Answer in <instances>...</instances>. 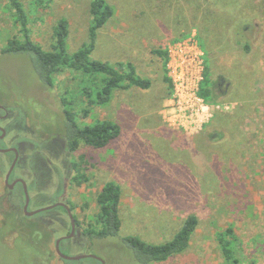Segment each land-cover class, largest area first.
Segmentation results:
<instances>
[{"label": "rangeland", "instance_id": "374dc122", "mask_svg": "<svg viewBox=\"0 0 264 264\" xmlns=\"http://www.w3.org/2000/svg\"><path fill=\"white\" fill-rule=\"evenodd\" d=\"M20 1L30 19L31 38L44 50L54 48L52 30L63 18L69 24L70 53L88 41L92 0H44L42 6ZM106 2L113 15L98 30L92 59L115 67L131 62L152 85L148 90L119 89L109 104L90 106L81 94L79 74L56 73L54 86L47 87L27 56L1 53L20 34L10 0H0V104L9 110L1 123L8 135L0 149L16 147L22 157L31 156L17 169L36 186L31 211L61 202L75 208L81 227L61 243L66 256L139 264L120 238L90 242L82 234L97 227V195L113 181L122 190L121 237L161 245L173 239L189 216L198 219L187 251L152 264H228L217 241V233L228 227L235 233L237 264H264V0ZM184 43L203 53L198 75L201 71L203 81L208 72L218 80L220 97L193 118L183 112L184 120L180 117L174 125L176 88L165 82V75L171 78V47ZM154 49L167 53L166 67ZM61 98L73 102L80 124L111 120L121 126L120 136L103 149L81 145L69 153L61 136ZM195 121L205 124L199 127ZM20 136L26 144L19 143ZM11 161L12 155L0 153V264H100L57 254L56 242L71 231L70 218L61 207L34 217L23 213L22 195L10 194L3 185ZM74 164L81 165L87 178L81 185L74 183ZM8 202L20 208L11 209Z\"/></svg>", "mask_w": 264, "mask_h": 264}, {"label": "trees", "instance_id": "16d2710c", "mask_svg": "<svg viewBox=\"0 0 264 264\" xmlns=\"http://www.w3.org/2000/svg\"><path fill=\"white\" fill-rule=\"evenodd\" d=\"M34 5L42 6L44 0H33ZM14 10L16 22L19 24V37L11 38L3 47V55H25L42 84L54 86V75L63 71H70L82 77L81 94L88 99L91 105H107L111 102L114 93L122 88H137L148 90L151 81L139 76L133 63H120L118 67L108 62L92 59L96 47L98 30L110 20L113 9L106 0H92L90 5L91 24L88 41L76 52L70 53L68 48L69 24L66 19H60L53 27L52 36L55 43L52 51L44 50L31 38L30 19L20 0H10ZM167 65L168 55L161 49L152 50ZM165 82L171 87L170 78L165 75ZM218 80L209 77L208 72L200 87V96L210 105L219 100ZM172 89V87H171ZM64 115V129L62 140L65 150L69 153L77 152L81 145H88L95 149H103L110 145L121 134V126L114 121H96L93 124H80L72 107L73 102L66 98L60 99ZM89 110H83L87 116ZM76 175L73 178L76 185H81L87 178L81 173V165L74 164ZM74 169V170H75ZM122 198L121 186L116 182H107L97 195L99 208L97 227L83 229L82 234L93 242L108 238H120L121 242L133 254L139 264L163 263L172 257L188 250L192 237L198 227L196 216H189L181 229L170 241L161 245H151L135 236L121 237L122 221L120 205ZM75 219V215H73ZM81 225V224H80ZM81 227V226H80ZM234 229L228 227L217 233V241L223 259L228 264H237L234 248ZM232 239V240H231Z\"/></svg>", "mask_w": 264, "mask_h": 264}, {"label": "built area", "instance_id": "2783aa9c", "mask_svg": "<svg viewBox=\"0 0 264 264\" xmlns=\"http://www.w3.org/2000/svg\"><path fill=\"white\" fill-rule=\"evenodd\" d=\"M188 44V45H187ZM184 45H173L170 50V71L173 90L176 88L173 100L174 112L171 113L170 121L177 125L184 112L185 117L193 118L199 112H205V108H209L207 102L200 96V87L202 83L201 71L199 73V65L202 67L203 53L196 45L189 43ZM202 69V68H201ZM199 106V111L196 107ZM178 115L177 119L176 116ZM194 125L202 127L205 124L202 121L192 122ZM201 129V128H200Z\"/></svg>", "mask_w": 264, "mask_h": 264}, {"label": "flooded vegetation", "instance_id": "af4514ba", "mask_svg": "<svg viewBox=\"0 0 264 264\" xmlns=\"http://www.w3.org/2000/svg\"><path fill=\"white\" fill-rule=\"evenodd\" d=\"M8 118H9V110L6 107H4L3 105L0 104V128L4 129V131H5V135L3 136V132L0 130V143H3L4 140H6L7 135H8V131L6 130V128L1 126V123L6 121V120H8ZM19 140H20L19 143H21V142L25 143V144L27 143L26 139L22 138L21 136L19 137ZM5 149H10V150L16 149L18 151L19 155H18V159H17L16 165H15V168L13 169V171L11 172V174L9 175V177L7 179L9 170H10L11 166L13 165L14 161L16 160L15 152L14 151L8 152L10 155H12V161L10 163L8 171L6 172V174L4 176L3 185L8 190V192L10 194H21L22 195V197L24 199V203H23V213H24V207H25V204H26V194H25V187H24L23 182H25L26 188H27V191H28V195H29V198H30L28 211L32 212L31 210L33 209V206L36 204V202H35V198L36 197L33 195V193L35 192L34 189H35L36 186H34V185L31 186L29 181L25 177V175L19 174L17 172L18 167L21 166L22 163H24V165H26V162L30 161L31 156L27 155L25 157H22L20 150H18V148H16V147H10V148H5ZM40 194H42V193H40ZM61 203H63L66 206H68L70 208L71 212H72V215H74V209H75L74 207L70 206L68 202H61ZM6 204L11 209H19L20 208V205H18L15 202H8ZM60 207L65 211V213L70 218V215H69L68 211L64 207H62V206H60ZM43 208L39 207V208H36V210L43 209ZM36 210H34V211H36ZM30 217H34V216H30ZM70 224H71V219H70ZM80 224H81L80 221L78 219H76V231H75L74 236L76 235L78 229L80 228ZM71 231H72V228H71ZM71 231H70L69 235L71 234ZM69 235H67V236H69ZM70 239H67V240H70Z\"/></svg>", "mask_w": 264, "mask_h": 264}, {"label": "water", "instance_id": "95a60500", "mask_svg": "<svg viewBox=\"0 0 264 264\" xmlns=\"http://www.w3.org/2000/svg\"><path fill=\"white\" fill-rule=\"evenodd\" d=\"M0 130L3 132V136L5 135V131L4 129L0 128ZM11 151H14L15 154H16V160L14 161L13 165L11 166L10 170H9V173H8V176H7V179L9 177V175L11 174V172L13 171V169L15 168V165H16V162H17V159H18V151L16 149H0V152L1 153H8V152H11ZM24 184V187H25V194H26V204H25V207H24V212L27 216H35L41 212H45V211H49V210H52L56 207H64L69 215H70V219H71V228H72V231H71V234L69 236H64V237H61L57 242H56V251H57V254L64 260H68V261H79V260H83V259H87V258H93V259H96L97 261H99L101 264H105V262L101 259V258H98L96 256H93V255H82V256H77V257H69V256H66L62 253L61 249H60V245H61V242L64 241V240H67V239H70L74 236L75 234V231H76V219L74 218V216L72 215V212L70 210V208L68 206H66L65 204L63 203H59V204H56L54 206H50V207H46V208H43V209H39V210H36V211H28V206H29V202H30V198H29V195H28V191H27V188H26V184L25 182H23Z\"/></svg>", "mask_w": 264, "mask_h": 264}]
</instances>
